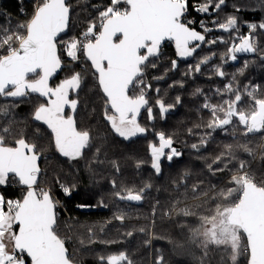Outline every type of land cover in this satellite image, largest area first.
Returning <instances> with one entry per match:
<instances>
[{
    "label": "snow or ice",
    "instance_id": "6c2138e0",
    "mask_svg": "<svg viewBox=\"0 0 264 264\" xmlns=\"http://www.w3.org/2000/svg\"><path fill=\"white\" fill-rule=\"evenodd\" d=\"M226 3L227 0H198L197 3L108 0L106 4L92 6L96 16L87 20L82 33L68 35L74 11L70 0H35L32 14L24 23L0 25V264H73L66 238L58 230L60 201L50 188L40 186L43 151L37 143L47 136L55 151L69 161L85 158L86 151L95 147L90 130L82 129L76 118L81 106L79 93L85 84L83 72L70 68L69 75L54 85L50 83L65 67V59L70 65L82 60L89 64L102 99L104 121L115 136L129 141L153 131L140 122L142 110L146 111L148 121L153 122L157 114L161 120L166 119L182 103L180 95L173 103H167L161 89L153 88L151 80L159 81L164 76L148 78V70L157 68L155 60L160 57L165 41L173 42L178 58H195L196 62L189 63L183 73L186 77L202 74L204 66L213 58L220 59L219 64L211 65L208 79L219 78L222 87L214 86L211 96L200 88L193 93L203 98L200 110L206 111L209 118L187 130L197 138L191 149L200 153L217 131L231 134L234 139L224 143L222 151L214 157H202L211 176L229 173L227 183L223 187L210 183L204 189L201 180L191 186L193 198L203 202L201 207L210 204L207 211L197 213L189 207L179 208L177 201L172 211L165 214L175 212L196 217L195 226L188 228L187 242L197 250V264H239V258L245 255L247 264H264V179L257 180L249 162L238 155L243 152L255 158V149L247 141L239 142L237 137L238 130L245 138L264 135V86L251 82L239 84L237 77L248 68L247 60L236 73L225 70V65L236 63L240 54L261 51L259 34L264 33V21H245L248 31L241 33V22L236 15L220 18ZM259 3L264 8V0ZM235 10L241 9L235 6ZM192 12L202 17L199 30ZM213 32L229 36H213ZM218 44L225 45V50L213 51ZM202 48L209 52L200 57ZM260 58L264 60V55ZM178 67L174 59L169 70L176 71ZM177 86L183 88L184 81H173L168 87ZM150 92L156 94L154 104ZM33 94L42 99L30 109L33 129L29 136L24 129L17 130L22 123L17 109ZM214 97L219 98L215 103ZM154 135L157 142L148 144L149 166L160 176L163 165L180 159L183 152L174 146L172 135L164 131H155ZM260 151L264 153V145ZM100 153L101 149L95 147L91 163H103ZM111 163L119 173L118 163ZM144 164L145 161L138 160L137 169ZM188 175L185 171L183 178ZM56 183L67 197L77 187L59 177ZM110 183L112 195L118 201L142 202L152 188L151 183L139 188L118 185L115 179ZM10 186H15L20 195H8ZM98 206L108 205L103 200L95 205H76L79 209ZM152 214H156L155 205ZM113 219L123 224L125 213L117 209ZM88 231V244L117 242L96 240L93 230ZM139 231L146 233L147 229ZM124 235L131 237L133 232ZM80 243L83 245L84 241ZM97 259L99 264H134L126 251L100 255ZM155 264H164V257L158 256Z\"/></svg>",
    "mask_w": 264,
    "mask_h": 264
},
{
    "label": "trees",
    "instance_id": "16d2710c",
    "mask_svg": "<svg viewBox=\"0 0 264 264\" xmlns=\"http://www.w3.org/2000/svg\"><path fill=\"white\" fill-rule=\"evenodd\" d=\"M35 0H0V25L15 26L24 23L30 18ZM108 0H70L73 5L71 16V31L68 35H79L84 30V26L90 17H95L96 12L93 5L106 4ZM198 0H190V3H197ZM235 6L240 7L236 12ZM123 7V6H122ZM23 10V11H22ZM191 12V8H190ZM236 15L240 23L241 33H247L248 28L245 21L259 23L264 21V8L260 6L259 0H227L223 10L219 13L222 19L225 15ZM192 16L198 22L202 18L195 12ZM210 23L207 17H204ZM213 36L228 37V33L213 32ZM67 38V37H65ZM259 44L261 51L251 56L239 57L236 63L229 62L225 65V70L229 73H236L242 67L244 61H249V66L243 75L237 77L239 84L243 86L249 82L264 86V60L260 57L264 55V33L259 34ZM217 53L225 50V45L218 44L212 49ZM209 49L199 50V56L207 54ZM155 59V58H154ZM178 61V70L170 71L171 61ZM157 68L148 70V78L153 76H164V79L151 80L153 88L159 87L161 95L167 103H173L175 97L180 95L182 103L166 115V119L161 120L157 114V119L149 122L146 111L141 112L140 122L153 131L147 136H138L129 141L115 136L108 128L102 117V99L98 92L94 78H90L92 91L85 90L81 99V106L77 111V122L82 129L90 130L95 147L101 149L99 156L103 163H91L95 147L86 151V157L74 161L72 164L55 151L45 159V151L40 143H37L43 151L40 167L43 175L40 178V186L50 188L52 194L59 199L62 211L59 216V233L66 238V247L69 257L74 264H99L97 257L126 251L134 264H155L158 256L164 257V264H197L198 253L195 248L188 244V228L195 226L196 217H184L171 212L174 205L184 208L189 207L192 211L203 213L207 211L209 205H202V201L194 199L191 193V186L198 181H204L203 188L207 189L209 184H217L223 187L227 183L229 173H221L211 176L205 166V159L212 158L222 151L224 143L234 142L231 134L225 135L219 131L213 134L206 148H202L200 153L191 149L190 145L197 142V138L188 134L189 128L207 121L209 115L206 111L200 110L202 103L201 96H194L197 88L203 89L208 95L214 86H221L223 82L219 78L208 79L211 65L219 64L217 56L210 61L209 65L204 66L202 74L186 77L183 73L187 70L189 63H195V58L179 60L175 55L173 42L169 41L163 49L161 55L155 60ZM87 67L89 64L85 62ZM90 69V67H89ZM91 70V69H90ZM62 71L55 77L59 78ZM53 79L50 83H52ZM184 81V87L179 86L169 88L173 81ZM154 104L156 94L149 93ZM219 98L214 97L213 102ZM247 100V97H245ZM25 104L17 112L19 117L26 116ZM28 111V110H27ZM18 128L26 130L27 135L32 134V125L28 126L22 122ZM164 131L172 135L175 139V147L183 152V156L175 160L172 164L163 165V173L160 176L154 174L150 168V158L148 153L149 142H157L154 132ZM239 142H249V146L255 149V158L248 156L247 153L240 152L238 155L247 160L250 164V171L256 176L257 180L264 179V153L260 151V146L264 145V135L249 136L247 138L239 135ZM48 138V137H47ZM49 140V139H48ZM45 147V145H44ZM145 161V164L137 169L136 162ZM112 161L119 165V173L115 172ZM187 171L189 175L183 178V173ZM59 177L61 181L69 184L75 183L76 190L71 197L65 196L56 183ZM115 179L118 185L139 188L145 183H151L152 188L148 190L146 198L139 203L118 201L112 195L113 189L111 181ZM187 185L185 187L184 185ZM8 195L19 196L20 192L15 186L7 188ZM100 200L106 203L107 207H93L79 209L78 204H98ZM158 201V204H157ZM156 206V214L153 216V206ZM120 209L125 213V221L121 224L113 219L114 213ZM111 221V223H108ZM182 225H185L182 227ZM89 228L95 233L96 240L117 241L112 244L92 243L88 244ZM101 228L104 229L101 232ZM140 228L147 229L146 233H141ZM128 231L133 232V236L124 235ZM84 244L81 245L80 241ZM151 243L147 244L146 241ZM218 260L219 257L217 256ZM239 264H247V256L239 258Z\"/></svg>",
    "mask_w": 264,
    "mask_h": 264
},
{
    "label": "rangeland",
    "instance_id": "374dc122",
    "mask_svg": "<svg viewBox=\"0 0 264 264\" xmlns=\"http://www.w3.org/2000/svg\"><path fill=\"white\" fill-rule=\"evenodd\" d=\"M123 6V5H122ZM179 60H183L178 58ZM70 68L74 69L75 71L78 72H83L84 76H85V84L82 86V90L79 93V99L81 101L83 94L85 92V90L88 91H92L91 90V86H90V78L92 79V75H91V70L89 69V67H87V65L85 64V62H83V60L80 63L77 64H69V62L65 59V67L63 68L61 75L59 76V78L57 77V79H55L51 84H56L58 83L61 79L65 78L67 75H69L70 72ZM39 102V101H38ZM37 103V100H34L32 97L29 99L28 102L24 103L25 104V108H27L26 110V116L25 117H19L20 120L24 123V125L28 126L29 123L32 125L33 127V123L29 118V114H30V109L32 107L33 104ZM175 109V108H174ZM20 128H17V130H19ZM26 132V130H25ZM138 137V136H137ZM41 147L43 148V150L45 151V154L49 153L48 155H46L44 158L47 159V157L51 154L54 153V149L50 144V141L48 140L47 137L44 138V140L40 143ZM45 145V147H44ZM61 156V155H60ZM69 164H72L74 161H69L67 158L63 157ZM62 211L61 206L58 208V214H60Z\"/></svg>",
    "mask_w": 264,
    "mask_h": 264
},
{
    "label": "water",
    "instance_id": "95a60500",
    "mask_svg": "<svg viewBox=\"0 0 264 264\" xmlns=\"http://www.w3.org/2000/svg\"><path fill=\"white\" fill-rule=\"evenodd\" d=\"M168 42H169V41H165V42L163 43L161 49H163L164 46H165ZM251 55H253V54H240L239 57H243V56H251ZM58 74H59V72L53 77V79H55V77H56ZM53 79H52V80H53ZM52 80H51V81H52ZM51 81H50V82H51ZM255 135H261V134H254V135H251V136H255ZM40 162H41V160H40ZM73 264H74V263H73Z\"/></svg>",
    "mask_w": 264,
    "mask_h": 264
},
{
    "label": "flooded vegetation",
    "instance_id": "af4514ba",
    "mask_svg": "<svg viewBox=\"0 0 264 264\" xmlns=\"http://www.w3.org/2000/svg\"><path fill=\"white\" fill-rule=\"evenodd\" d=\"M32 98H33L34 100H37V102H38V101L40 102L41 99H42V98H39L38 96H36L35 94L32 95ZM66 111H67V110H66Z\"/></svg>",
    "mask_w": 264,
    "mask_h": 264
}]
</instances>
